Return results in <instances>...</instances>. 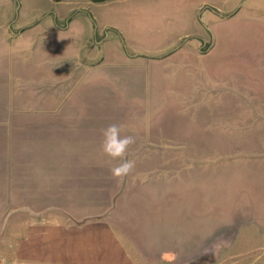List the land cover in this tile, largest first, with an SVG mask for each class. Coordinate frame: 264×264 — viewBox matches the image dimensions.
Returning <instances> with one entry per match:
<instances>
[{
	"label": "rangeland",
	"instance_id": "obj_1",
	"mask_svg": "<svg viewBox=\"0 0 264 264\" xmlns=\"http://www.w3.org/2000/svg\"><path fill=\"white\" fill-rule=\"evenodd\" d=\"M262 3L0 0V264L46 203L119 222L142 264H264ZM25 110L99 117L37 146ZM110 124L135 140L119 181ZM31 158L76 159L75 196L22 197Z\"/></svg>",
	"mask_w": 264,
	"mask_h": 264
},
{
	"label": "crops",
	"instance_id": "obj_2",
	"mask_svg": "<svg viewBox=\"0 0 264 264\" xmlns=\"http://www.w3.org/2000/svg\"><path fill=\"white\" fill-rule=\"evenodd\" d=\"M262 5L264 6V0ZM238 74L234 72L233 75ZM259 75V73H258ZM236 88L240 85L233 84ZM264 91V89H263ZM24 117L38 118L27 122V128L35 130L29 141L37 144L69 143L67 148L78 142V132L88 129L94 124L93 118L99 116L77 115L70 111H22ZM91 119V120H89ZM104 124V123H103ZM90 125V126H89ZM103 126V125H102ZM25 127V126H24ZM25 127V128H26ZM45 130V136L40 135ZM50 143V144H51ZM53 147V146H52ZM60 149L62 146L59 147ZM100 149L99 147H95ZM46 149V147H45ZM29 165L39 167L31 171L23 182L22 197L61 199L75 196L74 185L78 180L77 160L61 158L30 159ZM25 164V163H24ZM53 167L49 173L41 167ZM64 167V168H63ZM47 171V170H46ZM31 178V179H30ZM23 215H39L38 220L28 217L24 223L16 253H12L9 264H142L143 254L133 249L132 242L122 231L119 222L97 216L93 213H78L58 209L55 204L46 203L45 208L23 206ZM132 244V245H131Z\"/></svg>",
	"mask_w": 264,
	"mask_h": 264
},
{
	"label": "clouds",
	"instance_id": "obj_3",
	"mask_svg": "<svg viewBox=\"0 0 264 264\" xmlns=\"http://www.w3.org/2000/svg\"><path fill=\"white\" fill-rule=\"evenodd\" d=\"M122 127L118 124H110L102 129V140L100 143L101 153L112 161H120L117 165L110 168L111 176L116 180H123L130 175L135 162L128 158V150L135 143L132 136L121 135ZM162 259L172 262L177 259L174 252L166 251L161 254Z\"/></svg>",
	"mask_w": 264,
	"mask_h": 264
}]
</instances>
